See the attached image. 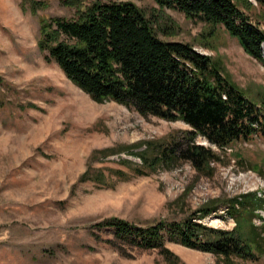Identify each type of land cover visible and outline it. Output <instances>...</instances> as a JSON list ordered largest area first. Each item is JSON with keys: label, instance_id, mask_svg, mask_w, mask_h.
Returning <instances> with one entry per match:
<instances>
[{"label": "rangeland", "instance_id": "obj_1", "mask_svg": "<svg viewBox=\"0 0 264 264\" xmlns=\"http://www.w3.org/2000/svg\"><path fill=\"white\" fill-rule=\"evenodd\" d=\"M34 1L41 3L36 12ZM69 1L0 0V264H225L211 252L167 240L166 247L179 258L174 263L160 249L117 240L114 230L98 224L118 217L147 227L185 219L211 199L264 195V139L234 143L206 173L183 162L171 170L136 175L121 160L141 163L138 157L126 151L95 153L167 140L191 127L181 120L144 117L115 101L97 102L56 62L46 60L39 47L41 23L74 17L77 8ZM132 1L149 16L159 10L155 0ZM249 1L254 7L248 14L264 30V0ZM164 12L176 23V34H161L163 38L191 42L198 51L219 57L249 97L262 103L264 65L237 38L223 26L210 33L204 22L174 9ZM196 141L217 149L201 135ZM91 164L105 170L107 184L82 179ZM114 169L124 170V178L114 175ZM226 210L223 206L203 223L235 228ZM259 213L264 217V210ZM236 261L264 264V256Z\"/></svg>", "mask_w": 264, "mask_h": 264}, {"label": "trees", "instance_id": "obj_2", "mask_svg": "<svg viewBox=\"0 0 264 264\" xmlns=\"http://www.w3.org/2000/svg\"><path fill=\"white\" fill-rule=\"evenodd\" d=\"M86 2H88L86 4ZM159 10L149 16L132 0H70L77 8L72 18L42 21L39 47L75 85L97 102L115 101L144 117L184 121L191 128L167 140H143L122 149L107 148L104 156L126 151L141 163L123 158L136 175L171 170L187 162L199 173L212 172L224 150L239 141L264 139V100L256 102L232 78L219 57L202 53L191 42L162 37L176 34V23L164 11L174 9L204 22L210 33L223 26L244 50L264 65V30L248 14L249 0H155ZM39 1L32 9L37 11ZM162 12L163 15L160 14ZM176 31V30H175ZM162 34V35H161ZM2 79L0 77V84ZM203 136L215 145L198 143ZM98 154L94 155L95 158ZM260 171V169H257ZM112 173L124 178L125 171ZM106 173L89 165L84 181L107 184ZM227 207L235 228L203 223ZM264 195L244 193L211 199L191 216L142 227L113 217L98 224L114 230L115 238L143 249H160L168 261L178 257L166 241L211 252L225 264L257 261L264 256ZM260 219V223L255 220ZM201 220V221H199ZM113 245L116 242L110 240Z\"/></svg>", "mask_w": 264, "mask_h": 264}]
</instances>
